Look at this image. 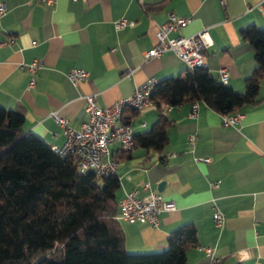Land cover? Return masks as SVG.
<instances>
[{"label": "crops", "instance_id": "0c3cea01", "mask_svg": "<svg viewBox=\"0 0 264 264\" xmlns=\"http://www.w3.org/2000/svg\"><path fill=\"white\" fill-rule=\"evenodd\" d=\"M264 0H0V107L23 111L21 130L32 133L53 148L64 143L63 131L50 114L68 120L77 130L86 119L83 96L96 94L101 109L127 99L147 80L177 77L187 67L171 52L144 59L155 42L154 34L169 13L189 21L169 37H187L206 30L211 42L203 50L209 73H228L226 85L240 93L243 80L255 67L252 48L239 31L249 25L264 28L254 6ZM251 8L252 10H248ZM133 20V27L115 30L112 22ZM37 64L31 75L24 68ZM86 71L73 87L64 74ZM127 70L130 75L124 77ZM256 104L236 110L242 118L223 126L221 114L197 101V117L190 119L192 104L181 103L164 111L135 112L127 125L133 134L150 129L163 114L169 122L167 144L160 151L134 148L111 154L123 191L149 183L174 210L159 214L156 227L119 221L127 252H159L166 237L184 224L196 229L197 246L186 250L185 264H214L201 250L212 249L217 264H264V78L258 81ZM130 109L121 115L128 118ZM195 134L194 146L186 136ZM204 159L207 162L200 161ZM218 181L216 188L209 184ZM160 185L156 191L157 185ZM223 216L222 228L213 226L212 212ZM239 255V257H237Z\"/></svg>", "mask_w": 264, "mask_h": 264}, {"label": "trees", "instance_id": "16d2710c", "mask_svg": "<svg viewBox=\"0 0 264 264\" xmlns=\"http://www.w3.org/2000/svg\"><path fill=\"white\" fill-rule=\"evenodd\" d=\"M239 34L256 64L242 93L205 68H187L156 82L150 101L171 107L202 101L228 115L256 104L264 78V28L249 25ZM133 114L119 123L127 125ZM23 122L22 109L0 107V264H185L186 250L197 246L192 224L174 228L159 252L126 253L125 233L115 218L117 177L78 174L72 156L60 157L36 135L25 134ZM168 125L159 114L150 129L132 135L131 150L160 151Z\"/></svg>", "mask_w": 264, "mask_h": 264}, {"label": "built area", "instance_id": "2783aa9c", "mask_svg": "<svg viewBox=\"0 0 264 264\" xmlns=\"http://www.w3.org/2000/svg\"><path fill=\"white\" fill-rule=\"evenodd\" d=\"M38 3H43L46 6L52 5L55 0H35ZM83 1V0H82ZM258 12L264 18V3L260 2L254 6ZM248 10H252L248 8ZM5 11V6L0 3V16ZM189 19L186 17L174 16L169 13L163 25H160L154 34L155 42L151 48L145 52L144 59H152V57L163 56L165 52H171L175 55V58L180 62H183L188 70L192 68H206L203 61V50L210 45L211 39L207 35L206 30L196 32L194 35L187 37L177 36L169 37L168 34L176 32L180 27L184 26ZM115 30L125 29V27H133V20L118 19L112 22ZM30 73L29 81L30 85L33 84L31 75L36 72L37 64L30 62L24 66ZM133 70H127L124 77H128ZM217 77L219 82L226 83L228 80V73L224 68L217 70ZM64 77L73 84V87L78 85L86 77V71L82 69L68 70ZM156 81L147 80L139 87H135L131 96L127 99L123 98L116 101L114 104L100 108L95 104L96 94H89L83 96V102L85 104V117L86 119L79 125L77 130L68 126V120L62 119L56 116L53 112L50 117L55 120L58 126L63 131L64 144L60 147L54 146L52 152L60 157L66 158L72 156L73 166L78 174L85 172L93 173L95 177L105 175L117 174L118 167L111 154V148H117L118 151L130 152L133 147L132 141V128L128 125L119 123V119L122 116L121 113L125 109H130L135 112H147V111H164L167 112L171 106L160 102L156 104L154 101H150L153 91V86ZM197 102L192 103V107L189 112L190 119L196 118ZM242 118V115L238 112L221 114L220 122L223 126H234ZM189 147L194 146L196 141L195 134H188L186 136ZM200 161L207 162L204 159ZM218 181H214L209 184V188L213 189L218 186ZM140 194L137 190L123 191L122 196L117 200V213L115 218L117 221H124L130 224L142 223L149 227H156L159 223L160 212H171L174 210L172 203L164 201L158 192L149 188V183H144L140 186ZM212 223L214 227L222 228L223 216L215 208L212 212ZM201 250L210 258V262L217 264L219 259L214 257L212 249L207 247L201 248ZM239 257V255H237Z\"/></svg>", "mask_w": 264, "mask_h": 264}, {"label": "water", "instance_id": "95a60500", "mask_svg": "<svg viewBox=\"0 0 264 264\" xmlns=\"http://www.w3.org/2000/svg\"><path fill=\"white\" fill-rule=\"evenodd\" d=\"M163 183L161 182V183H159V185H157V189H156V191H158L159 190V187H160V185H162Z\"/></svg>", "mask_w": 264, "mask_h": 264}, {"label": "rangeland", "instance_id": "374dc122", "mask_svg": "<svg viewBox=\"0 0 264 264\" xmlns=\"http://www.w3.org/2000/svg\"><path fill=\"white\" fill-rule=\"evenodd\" d=\"M125 251H126V250H125ZM126 253H130V252H127V251H126ZM149 253H153V252H149ZM130 255H134V254L130 253Z\"/></svg>", "mask_w": 264, "mask_h": 264}]
</instances>
